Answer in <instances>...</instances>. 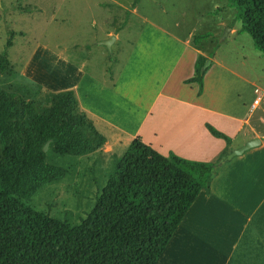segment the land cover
Returning a JSON list of instances; mask_svg holds the SVG:
<instances>
[{"label": "crops", "instance_id": "0c3cea01", "mask_svg": "<svg viewBox=\"0 0 264 264\" xmlns=\"http://www.w3.org/2000/svg\"><path fill=\"white\" fill-rule=\"evenodd\" d=\"M136 2L104 3L115 11L116 27L102 30L99 39L114 35L112 47L121 42L124 26L134 29L133 39L122 41L128 43V54L111 79L37 46L25 66L27 80L51 96L72 91L105 136V153L119 156L138 137L163 155L217 165L210 192L198 194L156 264H264V108L250 110L256 90L264 91V85L194 43L193 29L180 35L141 15ZM207 59L198 93V84L186 79L195 74L196 62ZM23 88L28 97L37 93ZM207 125L229 140L212 135ZM254 137L257 145L220 162Z\"/></svg>", "mask_w": 264, "mask_h": 264}, {"label": "trees", "instance_id": "16d2710c", "mask_svg": "<svg viewBox=\"0 0 264 264\" xmlns=\"http://www.w3.org/2000/svg\"><path fill=\"white\" fill-rule=\"evenodd\" d=\"M231 1L264 57V0ZM209 35H195L193 42ZM10 37L0 53V72L8 75L14 73L7 54ZM203 63L196 62L195 74L186 79L198 84V93ZM23 90L0 85V264H156L195 198L210 192L217 165L163 155L134 138L122 156L111 155L112 171L90 209L70 222L56 216L51 205L36 204L35 197L70 173L61 157L95 164L96 155L105 153V136L72 91L44 102Z\"/></svg>", "mask_w": 264, "mask_h": 264}, {"label": "rangeland", "instance_id": "374dc122", "mask_svg": "<svg viewBox=\"0 0 264 264\" xmlns=\"http://www.w3.org/2000/svg\"><path fill=\"white\" fill-rule=\"evenodd\" d=\"M107 1L0 0V53L12 35L7 54L14 72L10 75L0 72V85L13 90L21 88V91L23 86H28L37 92L34 94L39 96L38 100L47 102L51 98V92L38 91L24 72L37 46L67 61L72 59L78 68L111 79L128 54V43L122 41H131L134 29L127 30L124 26V31L118 34L121 42H114L110 50L98 43L103 40L99 39L102 30L116 27L112 26L111 15L115 11L104 5ZM118 1L130 5L135 0ZM98 2H103L104 9L97 6ZM135 6L141 15L180 35L190 29H193L192 37L210 34L198 40L199 45L226 66L264 85V57L254 47L251 36L242 29L239 9L231 0H137ZM231 28L235 31L230 32ZM110 57L115 60L110 61ZM129 144L125 150H120L123 145L119 144V153L123 154ZM116 152L96 155L95 164L89 159L61 157L62 164L71 166L70 173L61 182L39 191L35 203L51 205L56 216L70 222L78 221L105 185L112 171L111 155L122 156H117ZM225 158L226 155L220 162Z\"/></svg>", "mask_w": 264, "mask_h": 264}, {"label": "water", "instance_id": "95a60500", "mask_svg": "<svg viewBox=\"0 0 264 264\" xmlns=\"http://www.w3.org/2000/svg\"><path fill=\"white\" fill-rule=\"evenodd\" d=\"M114 40V35H110L108 38L106 39H103V40H100L98 43L101 44V45H104L106 46L109 50L111 48V44ZM210 64V60L207 59L203 65L201 66L200 68V72L202 73L204 71V69ZM259 143V139L254 137V138H251L250 140H247L242 146L236 148V149H233L231 150L227 155H226V158L224 160H229L231 159L233 156H236V155H240L242 154L244 151L248 150L249 148H252L254 147L255 145H257ZM48 144L49 142H46V144L44 145L43 147V151H46L47 148H48Z\"/></svg>", "mask_w": 264, "mask_h": 264}, {"label": "built area", "instance_id": "2783aa9c", "mask_svg": "<svg viewBox=\"0 0 264 264\" xmlns=\"http://www.w3.org/2000/svg\"><path fill=\"white\" fill-rule=\"evenodd\" d=\"M256 108H264V91L258 89L255 92V97L250 104V110Z\"/></svg>", "mask_w": 264, "mask_h": 264}]
</instances>
